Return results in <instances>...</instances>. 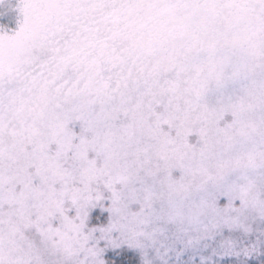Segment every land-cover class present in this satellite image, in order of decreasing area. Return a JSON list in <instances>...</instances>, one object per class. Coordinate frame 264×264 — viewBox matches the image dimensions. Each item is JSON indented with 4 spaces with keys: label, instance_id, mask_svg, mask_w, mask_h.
Here are the masks:
<instances>
[{
    "label": "snow or ice",
    "instance_id": "snow-or-ice-1",
    "mask_svg": "<svg viewBox=\"0 0 264 264\" xmlns=\"http://www.w3.org/2000/svg\"><path fill=\"white\" fill-rule=\"evenodd\" d=\"M0 264H264V0H0Z\"/></svg>",
    "mask_w": 264,
    "mask_h": 264
}]
</instances>
